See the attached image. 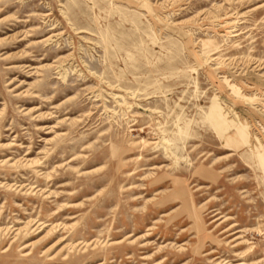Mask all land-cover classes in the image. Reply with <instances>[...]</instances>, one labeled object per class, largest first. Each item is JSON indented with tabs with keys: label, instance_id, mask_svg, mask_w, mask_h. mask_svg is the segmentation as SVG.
Segmentation results:
<instances>
[{
	"label": "rangeland",
	"instance_id": "obj_1",
	"mask_svg": "<svg viewBox=\"0 0 264 264\" xmlns=\"http://www.w3.org/2000/svg\"><path fill=\"white\" fill-rule=\"evenodd\" d=\"M0 264H264V0H0Z\"/></svg>",
	"mask_w": 264,
	"mask_h": 264
},
{
	"label": "bare ground",
	"instance_id": "obj_2",
	"mask_svg": "<svg viewBox=\"0 0 264 264\" xmlns=\"http://www.w3.org/2000/svg\"><path fill=\"white\" fill-rule=\"evenodd\" d=\"M33 192V191H32ZM36 226V225H35ZM18 231V230H17ZM133 236V235H132ZM133 239V238H132ZM123 241V240H122ZM64 242V241H63ZM87 243V242H86ZM57 244V243H56ZM85 244V243H84ZM89 244V243H88ZM94 245V244H93Z\"/></svg>",
	"mask_w": 264,
	"mask_h": 264
}]
</instances>
